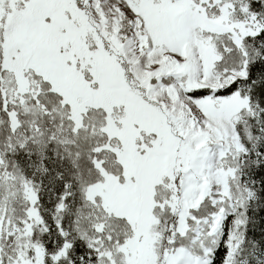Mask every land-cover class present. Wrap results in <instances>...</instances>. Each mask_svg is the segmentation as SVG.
Here are the masks:
<instances>
[{
	"label": "snow or ice",
	"instance_id": "1",
	"mask_svg": "<svg viewBox=\"0 0 264 264\" xmlns=\"http://www.w3.org/2000/svg\"><path fill=\"white\" fill-rule=\"evenodd\" d=\"M0 264H264V0H0Z\"/></svg>",
	"mask_w": 264,
	"mask_h": 264
}]
</instances>
